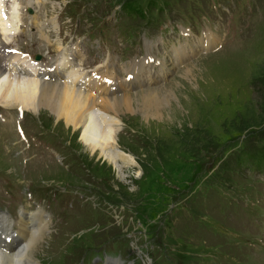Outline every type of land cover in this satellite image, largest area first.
I'll return each mask as SVG.
<instances>
[{
	"label": "rangeland",
	"instance_id": "374dc122",
	"mask_svg": "<svg viewBox=\"0 0 264 264\" xmlns=\"http://www.w3.org/2000/svg\"><path fill=\"white\" fill-rule=\"evenodd\" d=\"M247 1L251 8L238 14L225 40L215 28L219 41L208 52L200 50L196 25L210 21L208 0H52V6L43 3V11L35 9L39 19L64 13L69 32L74 30L75 39L88 48L96 37H110L111 25L154 35L152 55L167 56L155 57L158 65L133 74L132 89L121 82L116 96L131 97L151 88L169 91L153 105L134 103L130 111L118 113L115 125L110 126L112 116L103 121L101 126L109 129L103 141L106 151L126 159L117 160L116 166L106 152L91 153L81 138L85 127L67 128L45 107L24 110L20 125L52 137L55 142L49 145L56 157L20 141L12 121H0V213L12 216L2 204L7 191L19 197V191L29 190L41 200V187L71 189L62 212L18 205V220L22 208L42 210L49 219L43 237L31 247L35 264H264V161L254 172L242 157H264V0ZM0 5L5 7L2 0ZM129 7L140 11V17L126 14ZM3 12L9 17L8 34L0 28V41L6 44L18 31V49L33 55L55 50V41L62 40L63 31L49 25L48 44L23 14L15 13L10 20L7 9ZM188 34L192 38L185 40ZM12 43L8 49L16 47L15 38ZM190 49L194 51L188 53ZM119 52L127 54V47ZM78 53L85 55V48ZM158 66L165 67L164 77L155 75H160ZM9 70L35 81L34 74ZM149 72L154 81L143 83ZM191 90L194 96L188 94ZM150 106L156 111L148 110ZM222 174L223 183L214 181ZM208 197L217 199L211 207ZM190 227L206 231L211 239H189L185 231ZM12 229L19 231V224L13 223ZM237 232L256 238L255 244L238 240ZM107 253L122 258L108 255L100 261Z\"/></svg>",
	"mask_w": 264,
	"mask_h": 264
},
{
	"label": "bare ground",
	"instance_id": "6f19581e",
	"mask_svg": "<svg viewBox=\"0 0 264 264\" xmlns=\"http://www.w3.org/2000/svg\"><path fill=\"white\" fill-rule=\"evenodd\" d=\"M44 2L51 4V6L53 4L52 0H35L32 2L29 0L24 3L29 7L33 6L32 13H29L27 17V23L33 26L40 38L50 44V36L47 32H45V29L48 28L49 25L55 28L53 26L54 20L53 18L39 19L37 17L38 12L44 10L42 8V5L44 6ZM36 4H41V8L38 9ZM35 9H38V12H36ZM0 12H3L1 5ZM23 15L25 16V14ZM8 20L9 17L5 13H1L0 28L1 33L4 35L8 34ZM8 26H10V23ZM55 45V50L58 48L61 50L65 49L61 47L62 44L59 40L55 41ZM1 49H8L7 44L3 41H0V50ZM4 50H2V53L0 54L3 60L2 63H0V106L7 109L20 107L23 110H31L35 112L36 110L38 111L39 107H45L53 113L56 120L62 119L67 128L79 129L81 127H85L81 133V138L91 153L99 152L100 154H104L106 152L107 155H113L111 154L112 152L106 151V142L104 146V136L107 135L109 129L101 126L103 121H109V119H111L110 116H112L114 117V122L109 123L110 126L115 125L118 113L130 111L134 103L137 105L146 103L153 105L156 101H158V99H163L169 95L167 87L161 88L160 91L152 88L147 90L145 89L131 95V97L123 95L116 96L119 94V88L115 91H111L109 88H106V92L101 94H95L88 90H81L78 79L73 78L70 65L60 62H57L53 69L48 72L49 77L46 80L39 78V76L35 73L29 72L23 74L28 76L34 74L35 81H33L30 77L20 78V76L13 75L9 69L12 68L13 70H16V65L12 66L13 62H16L17 67H19L20 63L30 64V60L20 57L19 54L7 53ZM176 53L180 54L181 52L179 53V51L176 50ZM4 67H6L9 71H5ZM147 76L148 79H150V74ZM125 84L128 86L130 83L126 82ZM195 90H191L188 94H195ZM200 94L202 93L200 92ZM147 109L156 111L157 107L150 106ZM108 117L109 119H106ZM116 128H111V130H115L116 132ZM115 132L114 137H112L114 139H116L115 136H117ZM109 142H107V145ZM115 157L116 156H112L111 159H109L114 166L117 165V160L120 158L123 159L124 162L126 160L124 159V156H119V154L117 155L118 158ZM14 221L15 219H13L8 213H0V264H22L24 262L25 264H35V257L31 247L37 240L43 237L49 219L46 218L42 210H38L33 213L22 208L21 215L18 220L20 228L19 231H13L12 228ZM30 221H35L36 223L30 226ZM2 235L3 238L1 237ZM6 236L8 237L7 241H5ZM6 246H8V251L4 252L2 248H6ZM26 250H30L32 255L27 254Z\"/></svg>",
	"mask_w": 264,
	"mask_h": 264
},
{
	"label": "trees",
	"instance_id": "16d2710c",
	"mask_svg": "<svg viewBox=\"0 0 264 264\" xmlns=\"http://www.w3.org/2000/svg\"><path fill=\"white\" fill-rule=\"evenodd\" d=\"M133 10V8L132 9H130V11H132ZM133 13H135V14H137L138 16H140V11H136V10H134L133 11ZM260 152H262L263 154H264V150L262 151H260ZM260 156V157H259ZM263 155H261V153H259L258 154V156H252V155H243L242 157H244V158H246V160L249 162V163H254L255 165H256V168H259L260 166H262L263 164H262V162L264 161V157H262ZM250 158H253V160H251ZM251 160V161H250ZM216 164V163H215ZM214 164V165H215ZM243 167H244V165H243ZM225 174V173H224ZM224 174H222V175H216L214 178H215V181H217V180H219V181H223V177L225 176ZM214 200H213V198H211V197H209V198H207L206 199V203H207V205L208 206H213V204H214ZM191 224L189 223V226H190ZM205 233H206V231H204ZM203 232V230H201V229H198V228H196L195 227V229H192L191 227L190 228H188L186 231H185V233L186 234H188V236L190 237L189 239H194V238H196V237H201V238H208V239H211V237L210 236H208V235H205V233ZM207 234V233H206ZM216 241H218L217 239H215V242ZM221 241V240H220ZM198 261L196 260V262H194V264H199V262L197 263Z\"/></svg>",
	"mask_w": 264,
	"mask_h": 264
}]
</instances>
